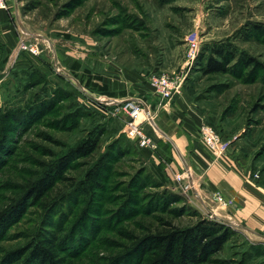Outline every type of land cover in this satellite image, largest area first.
<instances>
[{"label":"rangeland","instance_id":"rangeland-1","mask_svg":"<svg viewBox=\"0 0 264 264\" xmlns=\"http://www.w3.org/2000/svg\"><path fill=\"white\" fill-rule=\"evenodd\" d=\"M6 11L18 41L25 38L41 49L38 56L15 49L4 57L0 44V115L30 105L26 123L10 134L1 159L0 211L81 141L97 138L98 147L88 157L75 158L44 198L27 205L0 241V260L31 242L50 217L67 221L62 235L70 232L67 246L73 249L67 264H104L129 246L127 235L141 237L168 224L182 229L199 219L224 223L218 210L211 211L216 218L209 217L186 180L167 182L168 202L153 197L163 188L151 174L149 155L114 126V106L98 102L100 97L112 100L86 85V68L93 75L99 66L133 71L147 82L183 76L203 125L219 136L226 151L247 162L250 177L264 189V0H9ZM194 39L198 50L190 60ZM219 45L236 59L256 62L249 69L254 74L247 70L241 79L203 75L206 58ZM59 50L68 62L78 64L76 58L82 57L77 72L52 58ZM36 96L51 108L39 110L32 103ZM95 171L103 186L97 192L88 179ZM92 201L99 203L98 210ZM230 227L233 233L222 250L204 264H264V240L257 236L262 233Z\"/></svg>","mask_w":264,"mask_h":264},{"label":"crops","instance_id":"crops-1","mask_svg":"<svg viewBox=\"0 0 264 264\" xmlns=\"http://www.w3.org/2000/svg\"><path fill=\"white\" fill-rule=\"evenodd\" d=\"M11 19L7 11L0 10V44L4 57L10 55L18 44ZM62 54L61 50L55 51L52 58L57 64L61 62L65 68L72 69L75 61H66L68 58ZM76 59L80 62L82 57ZM95 69L107 91L113 93L109 98L114 110L123 101L138 98L145 102L152 121L150 125L142 123V128L156 146L151 154H147V162L158 174L167 182H173L176 175L185 173L186 183L191 185V193L203 209L215 213L218 210L217 215L223 222L231 221L235 228L249 233L257 234L255 231H259L262 234H257L258 238L264 240V189L250 177L247 162L238 159L237 154L227 150L216 158L202 142L200 128L204 124L203 114L187 89L184 87L172 101L163 102L155 88L136 72L101 66ZM117 115L113 124L123 132L128 117L121 111ZM216 195L221 196L227 205L218 204Z\"/></svg>","mask_w":264,"mask_h":264},{"label":"trees","instance_id":"trees-1","mask_svg":"<svg viewBox=\"0 0 264 264\" xmlns=\"http://www.w3.org/2000/svg\"><path fill=\"white\" fill-rule=\"evenodd\" d=\"M3 49V48H2ZM232 63H234L232 65ZM256 62L247 59H236L233 52L226 50L225 45H219L212 50L211 54L206 58L205 65L200 72L203 75L210 74H229L238 79L244 77V72L248 70L249 75L254 74V66ZM79 68L77 63L72 66V71ZM84 76H87L86 85L93 87L107 97H112L113 93L107 91L105 84L98 85L92 83L93 80L102 82V77L98 74L93 75L88 70H84ZM255 79V76H254ZM189 93V92H188ZM190 94V93H189ZM191 96V95H190ZM48 101V100H45ZM42 101L36 96L33 104L39 105V110L45 112L51 105L48 102ZM195 101V100H194ZM196 102V101H195ZM30 105L24 108H9L3 115H0V120H4L7 124L0 123V164L1 159L5 156V149L9 143L10 134L13 133L18 126H23L28 118L27 112ZM35 112V110H33ZM33 113V112H31ZM37 115V114H35ZM18 125V126H17ZM98 147L97 138H89L81 141L75 148L71 149L67 155L64 156L57 163H53L47 169L44 175L35 181L32 185L25 189L24 194L9 207L0 211V241L4 237L6 231L14 224L18 223L25 215L27 205L31 202H38L46 196L52 189L54 184L63 178L66 170L71 168V163L77 157H88ZM141 151V150H140ZM143 152V151H142ZM145 153V152H144ZM4 163L0 165V170ZM153 177L159 181V186L163 188V193L155 194L159 201H169V191L165 187L167 181L158 174V171L153 168L151 171ZM88 179L92 180L91 190L94 192L103 189L99 180L101 179L98 171L90 172ZM88 193V188L83 192ZM96 201V200H94ZM157 202V201H156ZM92 208L98 210L99 203L91 202ZM166 203L161 204V209L164 210ZM52 209V207H51ZM145 212H138L147 214ZM137 213V212H136ZM87 220V215L84 216ZM42 226L45 227L40 230L33 240L26 246L6 254L0 264H67V260L72 255V248L67 244L71 241L72 236L68 233L62 235V231L67 225L63 216L59 221H53L50 217L44 220ZM86 223V221H84ZM168 228L148 233L141 237H134L127 235L129 238V246H126L124 251L118 258H112L106 261L102 260L104 264H204L209 261V258L222 250L223 245L228 241L232 235V228L225 223L217 221H209L206 219H199V221L187 228L176 229L165 225ZM71 231V230H70Z\"/></svg>","mask_w":264,"mask_h":264},{"label":"built area","instance_id":"built-area-1","mask_svg":"<svg viewBox=\"0 0 264 264\" xmlns=\"http://www.w3.org/2000/svg\"><path fill=\"white\" fill-rule=\"evenodd\" d=\"M8 1L9 0H0V10H8ZM190 43V60H192L198 50V44L196 39H194ZM40 49V46L35 42L28 43L27 39L22 38L20 41H18L15 52L23 51L30 56H38L40 54ZM149 83L160 94L163 102L172 101L176 96L182 93V90L184 88L183 76H181L180 74H173L171 78L165 75L153 77L149 81ZM109 101L110 100L104 99L103 97H100L98 100L99 103L105 102L106 104L109 103V105H112V102ZM119 111L125 113L128 117V121L126 122L123 131L126 137L133 142L138 150H141L146 154H151L156 149V146L152 139L146 135L142 128V123L147 122V124L150 125L152 121L150 112L145 102L142 99L138 98L123 101L120 103L119 108L115 109V112ZM200 137L202 142L211 150L214 157L219 158L226 153L225 145L220 141L219 136L208 126H201ZM174 180L178 182L181 180H187V176L185 173L178 174L175 176ZM187 186L189 187V189H191V185L189 183H187ZM215 200L221 206L227 205V202H225V200L219 195L215 196ZM208 214L210 218L214 217L212 212H208Z\"/></svg>","mask_w":264,"mask_h":264},{"label":"water","instance_id":"water-1","mask_svg":"<svg viewBox=\"0 0 264 264\" xmlns=\"http://www.w3.org/2000/svg\"><path fill=\"white\" fill-rule=\"evenodd\" d=\"M226 225H228V226H233V224L232 223H228V222H224Z\"/></svg>","mask_w":264,"mask_h":264}]
</instances>
